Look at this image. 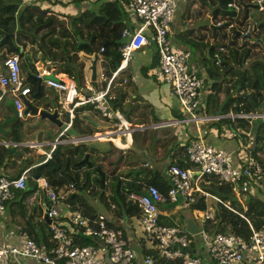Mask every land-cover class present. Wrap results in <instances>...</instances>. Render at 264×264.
<instances>
[{"label": "built area", "instance_id": "2783aa9c", "mask_svg": "<svg viewBox=\"0 0 264 264\" xmlns=\"http://www.w3.org/2000/svg\"><path fill=\"white\" fill-rule=\"evenodd\" d=\"M17 1L18 6L23 7L26 4H37L42 0ZM252 2L264 12V0H252ZM175 3L176 0L125 1L124 9L129 24L120 32V36L124 38V42L118 48L121 61L125 62L134 49L140 48L150 40L153 42L157 56L154 76L168 84L181 111V118H175L169 123L178 120L196 123L225 117L234 119L253 116L255 112L245 111L202 113L204 108L202 79L196 68L189 65L190 53L187 49L172 46L168 41L169 24L175 11ZM226 7L235 11L240 10L237 1L226 2ZM253 30H255L254 25L246 22L241 28L240 35L243 33L244 36L249 37ZM222 49L218 46L212 52L215 64L219 63L218 51ZM100 50L102 47L99 48ZM2 63L6 67V72L0 75V85L13 94L14 111L17 117H21L26 114L23 112L22 97L29 92V87L22 84L19 76V55L16 52L7 53ZM115 72L116 70L107 78L103 88L87 85V92L80 100H76L73 84L68 80L55 79L48 69L41 68L37 76L43 84L57 91V102L67 114L62 133L71 122L74 107L81 102L90 103L103 118L114 122L113 127H119L118 118L108 106L107 96L110 80ZM100 78L105 79V76L101 73ZM233 92L242 94L240 89L234 88ZM261 114L264 115V111ZM164 124L156 123L155 126ZM126 129L128 131L129 128ZM83 139L84 136L72 138L78 141ZM56 142L57 139L52 141L44 152L43 159L50 157ZM184 154L191 163L184 167L173 163L167 164L165 173L168 186L163 193L153 184H143L139 189H130L126 192V200L135 204L140 210L138 224L149 243V251L152 252L143 255L142 264H158V258L165 261L163 264L175 258H179L181 264H202L200 257L189 249L192 234L186 227L175 221L167 224L158 220L160 203L170 201L188 206L194 203L198 196H202L204 201L207 198L220 201L225 207L235 211L227 201L219 200L217 196L202 188L201 183L207 184L210 180L217 183L226 182L233 195L238 192H255L260 185L262 166L256 154L251 151L244 154L241 151L237 153V149L225 150L198 136L188 140ZM26 189H30L28 195L23 198L17 195ZM71 190H73L71 182L68 183V187L56 188L44 175H28L26 168L15 176H7L0 171V211L4 212L13 201H20L26 206L33 204L39 212L38 220L44 221L48 233L47 245H39L27 234L21 223L6 227L0 240V264H12L10 258L15 256L32 258L44 264H135L134 252L122 231L111 226L102 212L90 216L68 203L66 197ZM43 204L46 206L45 212ZM110 207L113 208V205ZM190 210L198 219V232L203 236L204 248L212 261L217 264H264V223L259 228H254L247 221L249 227L247 237L223 232L207 234L203 222L210 218L212 213L207 208L201 210L192 207ZM26 213H30L29 208ZM45 216L48 221L44 220ZM63 222H68L71 228L68 230ZM71 231L90 237L92 243L85 245L76 243Z\"/></svg>", "mask_w": 264, "mask_h": 264}, {"label": "crops", "instance_id": "0c3cea01", "mask_svg": "<svg viewBox=\"0 0 264 264\" xmlns=\"http://www.w3.org/2000/svg\"><path fill=\"white\" fill-rule=\"evenodd\" d=\"M6 1L13 2V0H6ZM47 1L49 0H42L39 3H37V5L38 6L42 5L41 7L45 8V6L47 5L46 4L43 5V4ZM88 1L98 3L101 0H88ZM192 1L193 3L191 6V10L187 14H185L184 13L185 0H176L175 11L171 17V21L169 24L168 41L174 47L187 49L189 53H191V51L188 45L194 47V50H196V55L198 56V63L194 62V64L191 66L196 68L198 74L202 79V84H203L202 90L204 95V108L202 109L203 111L202 113L205 114L220 113L218 111V108L212 110L211 108L206 107L205 97L207 92L209 91L210 84L212 82L230 77L229 70L233 69L232 60L228 58V55H226L228 51L224 50V42H219L218 40H216L214 33H212L213 34L212 39L208 40V38L202 33H201L202 37L197 38V32H196L197 27L203 28L204 25H208L211 28V25L223 24V21L225 20L221 19L218 13L215 11V8L219 4L220 0H192ZM82 6L83 8H86V10L88 9L86 5H82ZM70 9L72 10V8ZM56 10H58V11H54L56 17L62 19L64 23L67 22L66 15H63L66 12H60L58 8ZM50 11L51 10L48 9L46 13L49 14L51 13ZM67 13L73 14L74 12H67ZM247 18L248 16L246 14L245 17L246 21ZM231 26L232 24H228L225 27L231 28ZM256 31L257 30H253L249 37L247 36L245 37L247 38L256 37L257 39L263 40V34L260 35L261 33L260 34L258 32L256 33ZM189 42L191 44H189ZM255 43L258 42L255 41ZM208 44L214 45V47L211 49L212 51L209 50ZM218 46L223 47L221 53H219L218 51V55L221 59V60L219 59L218 67L221 69L226 67V69L223 72V74L225 75L223 77L221 75H219L218 77H210L207 75L206 67L210 66L209 64H207V62L209 61V59L211 62H213V58L211 54L213 51H215V49H217ZM29 47H33L35 49L34 44L30 45L26 42L24 49H28ZM2 48H6V52H7V44L4 40L0 45V49ZM77 54L78 55L80 54V58L81 57L84 58L85 63L86 61H88L86 57L89 56L86 55L85 53L77 52ZM34 55L38 58V60L34 63H31L30 61L29 63H27L28 61H26L22 56L19 57V76L24 86L34 87L35 83L37 85L38 81L35 78L38 77L37 73L40 72L41 68H46L49 70L50 74H52V76L55 79L68 80L71 84L74 85L76 91L75 93L76 100H80L83 94L87 92L86 91L87 85H90L93 88L96 87L97 79L95 80V85H94L93 84L94 80H90L88 79V77H85L83 86L80 87L77 86L76 83L73 80H71L68 76H66L63 72L54 73L55 65L45 60H42L40 55L35 53V50H34ZM156 58L157 57L154 50V45L153 42L150 40L147 43L143 44L140 48L131 51L127 60L125 62L123 60L120 62V65H118V68H116V72L114 73L113 77L110 80L111 85L109 84L108 91H110L111 88L114 95H116L118 99H116L115 102H113L112 100V103L109 102L108 105L111 111L113 112V114L118 118V121L121 122L122 127L127 128L130 125H134V126L141 125L146 127L148 126L145 129H141L140 133L136 134L135 140H133L131 136L132 132L128 133V135L115 134L120 132V128L110 127L111 125L109 124V121L107 119H103V117L99 113L94 112V110L90 109L89 106L82 107L76 111V115L80 118L82 123L88 124L92 129L94 128L100 129L93 131L92 134L89 135H93V133H95L97 136L96 138L100 139V141H95V143L93 144L94 145L96 144L95 146L99 154H102L103 151L104 152L106 151L104 155L105 157L103 158L102 156V159H107L109 156H112L110 157V159H112L114 155L118 153L117 151H113L112 153L108 152L110 147L109 145H107V143H110L113 147L117 149H121L123 151L125 149L129 150L128 153H125L126 155H128L129 158L132 159V162H129L131 163L129 164V167L131 168L138 167V170L134 171V174H137L138 178H141L143 174L147 171H158L161 173V175L164 178H166V173L164 170L165 168L162 166L163 162L165 161L169 162L171 159H177V157L183 158L185 156L184 149L180 148V146L186 145L188 140L194 139L199 136L202 137L204 141L209 142L225 150L237 149V153H239L240 151L241 153H244L243 152L244 150L246 153L251 151L254 154H256L260 163L262 162L261 166L263 165L262 178L258 189L255 192H249L248 194L256 196L264 202V160L262 158H260L261 159L260 160L259 159L260 156L258 157L259 149L254 144L255 143L254 135L246 133L244 139L245 141L243 140L245 144L237 145L233 139L235 138L233 132H231L228 129L225 122H218L217 120H203L195 123L193 121L182 122L178 120L175 123H169L170 121H173L175 118L180 119L181 111L179 108L180 106L177 103V100L170 92V88L168 84L158 80L154 76L153 72L157 66ZM152 61L154 62L156 61V62L154 65L150 66ZM192 61H194V59H192ZM254 61L264 62V56H262L260 59L258 58L254 59ZM249 65L250 62H245L240 69L242 68L249 69ZM5 72H6V67L5 65H3L2 60L0 59V75L4 74ZM38 79H39V83L36 88H38V90H41L44 93H47L48 95H50L53 92L55 94V100L57 102L58 99L57 91L52 87L43 84V82L40 81V78ZM228 84L230 86V92L232 93H234L233 91L236 86H238L237 90L244 89L242 87V85H244V79L240 78L237 75L231 76ZM39 85L41 86L40 89H39ZM44 86L48 87V89L45 90ZM36 88L34 89V92L36 91ZM30 91L31 90H29V92L24 95V98L28 101H31L33 96ZM217 97H218L217 104L218 107H220L224 98V93L222 91H219L217 93ZM117 100L119 102L121 101V103H119ZM21 103L23 104V102ZM84 103H88V102H81L77 104V106L80 107ZM256 106L254 109H256ZM13 110H14L13 94L7 88L0 85V123L4 120L5 117L11 116ZM61 110L63 114L60 116V118L63 119V121L65 119L67 120L66 112L63 109ZM126 117H129L131 121H129ZM153 118L155 120H153ZM137 120L140 122H136ZM156 123H165L164 125H162V127H166L168 125L171 126L170 135H167L164 131L163 132L158 131L159 129H161V126H155ZM69 126L63 133L61 132L63 127L58 132L55 131L54 133L57 135H55L54 137L51 138L42 137L38 140H34L26 136L31 133L32 131L31 127L26 126L25 124L22 127L21 126L18 127L14 124L12 126L10 121L8 120L5 121L3 125L4 132L0 131V171L7 176H15L22 169L26 168L28 169V175H32L30 169H32L36 164L33 163L32 161H25L24 163H22V159H24L23 156H19V158L14 156V154L15 155L17 154L16 150L18 148L28 149L35 147L36 150H38L39 154L40 155L42 154L44 158V152L49 148L52 141L55 139H57L56 143L71 142L75 144L78 142V140H72V138L82 137L85 135H79L74 131L70 132ZM150 127L151 128L153 127L154 130L160 132L156 134L153 133L154 142L156 143L158 142V145H161L163 142L166 141L167 143L165 146L164 144H162V146H160L159 148L157 146L150 148L149 146H146V144H144L147 138L146 137L144 138L143 131L145 136L147 135L151 136L152 130H150ZM54 128L55 126L51 125L50 130H53ZM67 131H69L70 133L66 134ZM145 131H149V133L148 132L145 133ZM139 134L140 136H138ZM128 136L129 139H127ZM249 136L251 139L249 138ZM12 143H16V144L12 145ZM35 143H39V145H35ZM6 144H8V146H10L12 149L6 146ZM89 144L93 145L91 142H89ZM103 144L108 146L105 147V150H102V148L105 146ZM246 148H251V149L248 150ZM125 163L126 161H122L121 165L123 166L125 165ZM128 177L130 178V175H128ZM231 195L234 198L236 197L239 201L243 197L242 194H241V198L237 196V194L233 195V193H231ZM85 198L93 206L95 212H102L106 216L108 223L111 226H113L114 228H118L120 229V231H122L126 241L129 243L131 249L134 252L135 264H142V257L146 253V251L150 249V247L138 224L137 219L139 215L138 216L124 215L123 210L117 205H114V203H111L108 197L106 198V204L103 201L100 202L96 198V196L94 197L92 195H86ZM210 200L214 202L213 199ZM111 205H113V208L110 207ZM205 208H207L211 213L213 212V209H211L208 206L207 200H206ZM15 218H17V216L15 215L11 218L10 208L8 205L7 209H5L4 213H2V216L0 215V240L2 239L3 230L6 228L5 226H11L14 223L18 222L17 220H15L17 222L12 220ZM189 219H191L198 226L197 217L191 212L190 208L187 205H184L182 203L174 204L171 203L170 201H163L158 206V220L161 221L171 220L172 222L175 221L182 224L185 227V222ZM29 223L35 228L36 231H38L39 228L38 225H36V223H34L31 220ZM190 240L191 241H190L189 249L193 254L200 257L202 264H217L208 257L206 250L204 248L203 236L199 232L192 234ZM10 261L12 262V264H44L42 262L35 261L32 258L18 257V256L10 258Z\"/></svg>", "mask_w": 264, "mask_h": 264}, {"label": "trees", "instance_id": "16d2710c", "mask_svg": "<svg viewBox=\"0 0 264 264\" xmlns=\"http://www.w3.org/2000/svg\"><path fill=\"white\" fill-rule=\"evenodd\" d=\"M125 1L126 0H101L94 11L85 9L77 15H66L68 18L66 26L69 25L70 28L65 26H58L54 28L53 26L55 23L62 24V21L56 17L54 11H50L51 13L47 14L46 12L48 9L40 8L37 4H26L23 7L18 8L17 0H13V2L0 0V27L13 32L15 35L14 39L22 47L26 45L27 39L30 41L31 45L35 42V53L40 55L42 60L55 65L54 73L63 72L67 74L69 78L79 87L84 85L85 77L90 79V70L88 68L89 59L93 53H98L95 80L98 76H100L99 68L102 67L103 71L101 73L105 76V79L101 82L100 88H103L107 78L113 71L116 70L121 61L118 48L124 42V38L120 36V32L122 28L129 24V18L124 9ZM228 1L235 0H220L219 7L215 8V11L218 13L220 18L225 20L221 26L225 27L228 24H232L231 28L240 29L247 22L245 19L247 8H245L243 12H241V9L239 11L229 9L226 7V2ZM243 1L251 2V0ZM192 3V0H185V14L191 10ZM254 27L257 32H264V23L254 24ZM56 32L59 36L56 35ZM262 34L264 40V33ZM76 35H79L82 40H88V42H81L77 45ZM3 40L7 44V52L10 51L17 53L8 38ZM253 43L254 44H251L248 47L244 45V42L243 44L238 45L235 42L234 36L228 43L224 42V50L228 51L229 54L227 53L226 55H228V58L232 60L233 65V69L229 70V75L230 77L237 75L244 79V85H242V87L249 90L251 100L245 97L244 94H240L238 92L233 95V93L230 92V86L228 84L230 77L223 78L222 80H217L210 84L209 91L205 97V104L207 108H211L212 110L218 108L220 113L227 112L229 109L234 111L242 109L243 111L248 112L255 108L252 105V102L258 104L261 100V93L264 89V62L254 60L249 61L250 48L258 44L255 42ZM258 45L262 47L261 44ZM100 47H102V50L99 51ZM213 47L214 45L208 44L210 51H212L211 49ZM77 52H83L88 55L89 57H86L88 61L85 63L84 58H80V54L77 55ZM219 53H221V51H219ZM155 62L152 61L150 66L154 65ZM245 62H250L249 69H240ZM212 64L214 66L206 67L207 75L210 77H218L221 75L223 77L225 75L223 72L226 67L223 69L219 68V65L214 63V60ZM95 80L93 82L94 85ZM36 87V83L34 87H29L33 96L35 94L34 89ZM40 88L41 86L39 85V89ZM219 91L224 93V98L220 107H218L217 104V93ZM116 99L118 98H113V102H115ZM87 106L94 110V112L98 113V110L95 108L93 109L89 103H84L80 107H74V113L69 126L70 132L74 131L79 135H89L92 134L93 131L100 130L96 128L92 129L88 124L82 123L80 118L76 115V111L78 109ZM126 118L131 121L129 117ZM235 118L239 120V128H236V126L233 125V120L228 117L217 119V121L225 122L228 129L233 132L234 136L239 141L242 142L247 133L248 122L243 117ZM153 120L155 119L153 118ZM113 121L116 120L113 119ZM136 122L140 121L137 120ZM70 132L67 131L66 134H69ZM136 134V132L131 133L133 140L136 139ZM148 141L150 145V135H148ZM107 145L110 147L108 150L109 153H112L113 151H117L118 153L129 152L127 149L124 151L117 149L110 143H107ZM184 147L185 145L180 146L182 149H184ZM93 151H95V153L98 152L96 146L90 145L86 141H79L75 144L71 142L56 143L51 151L50 158L54 163L58 164V167L50 170L51 164H43L34 166L30 170L33 176L44 175L48 179L49 183L56 188L64 183H69V177L71 176L73 177L72 184L84 183L83 190H86L88 194L94 196V190L91 186V180L93 179L90 178L91 171H83V166L73 165V162L80 159L85 152H88L90 155ZM104 157L105 156L103 155V158ZM170 163L184 167L188 166L191 162L185 155L183 158L177 157V159H171L169 161V164ZM91 166H93V164L90 161V165L86 167L87 169H90ZM91 169L94 170V168ZM128 175H130V178L128 177L129 179L125 180L123 184L120 185L117 182L116 185L112 187V193L108 195V198L111 203H114V205H117L123 210L124 215L138 216L140 214V210L135 204L126 200V192L130 189H139L143 184H153L163 193L168 186V180L158 171H147L141 178H138L137 174H124V176ZM201 186L210 194L217 196L219 200L228 201V203L235 209V211H233L225 207L220 201H214V208L211 217L205 219L203 222V227L207 234L223 232L247 237L249 234L247 221H249L254 228H259L264 223V202L258 197L247 193V198L244 206L242 207L233 201L234 197L231 195V188L228 183H217L214 180H210L207 184L201 183ZM29 193L30 189H26L17 193V195H20L21 198H23ZM96 198L100 202L103 201L106 204L107 197L103 191H99ZM66 201H68V203H70L73 207L80 209L84 214L91 216L96 213L93 206L86 200L82 193L74 194L72 199L68 194ZM188 207H195L203 210L206 207V201H204L202 196H198L196 201L189 204ZM9 208L11 218L14 215L17 216V218L12 220L21 222L27 231V234L37 244L47 245L48 233L47 235L43 233L38 234V231H36L29 223L35 208H31L30 213L27 214L26 210L28 208L26 209V205L20 201L11 202L9 204ZM161 222L167 224L172 223L171 220H162ZM71 234L74 241L78 244L85 245L92 243V239L88 236L81 235L80 233L74 231H71ZM146 252L152 253L149 250ZM164 262V260L158 258V264H163ZM166 264H181V261L179 258H175L173 260L166 261Z\"/></svg>", "mask_w": 264, "mask_h": 264}, {"label": "rangeland", "instance_id": "374dc122", "mask_svg": "<svg viewBox=\"0 0 264 264\" xmlns=\"http://www.w3.org/2000/svg\"><path fill=\"white\" fill-rule=\"evenodd\" d=\"M49 1H47V2H45L43 4V5H45V4L47 5V6H45L46 9H49V10H51L53 12V11H58V10H56L58 8L60 10V12H66L63 15H69V16H73L75 14L77 15L82 10L86 9V8H83L82 5H86L89 10L94 11L97 8L95 6H97L98 3H99V2L97 3V2H92V1H88V0H72V1H68V2H63V1H54L53 2L52 0H49ZM217 4H218V2H217ZM41 6L42 5H39L40 8H42ZM217 7H219V4L217 5ZM70 8H72V10ZM67 12H74V13L73 14H69ZM246 14L248 16L247 21L252 22L254 24L264 23V12H262L261 10H259L257 8H249L248 7ZM66 18H67V16H66ZM58 19L62 21V24L61 23H55L54 26H53L54 28L55 27H58V26H60V27L65 26L67 28H70L69 25L66 26V24L68 22V18L66 20L67 22H65V23H64V21L62 19H60V18H58ZM205 24H207V23H205ZM64 29H66V28H64ZM233 31H239L240 32L241 29H235V28H229V27H221V25H218V24L217 25H214V29L210 28L208 25H204L203 28L202 27H197L196 28L197 38L198 37H202L201 36V33H202L203 35H205L208 38V40H210L213 37V34L212 33H214L216 40H218L219 42H225V43H228L233 38V34H232ZM256 33H257V31H256ZM258 33L259 34L261 33L260 35H262V33H264V32L259 31ZM56 35L59 36L57 34V32H56ZM255 39H257V38L256 37L255 38H247V37H245L243 35V33H241V35H239V36H235V42L238 45L243 44V42H244V45L247 46V47L250 46L251 44H254L253 42H255ZM26 42L31 45V43H30V41L28 39L26 40ZM258 43L261 44L262 47L259 46L258 44H256V45H254V46H252L250 48V56H249L250 59H249V61L254 60V59H257V58L260 59L262 56H264V51H263V49H264V47H263L264 42H263L262 39H260ZM33 44L35 46V42ZM189 44H191V43L189 42ZM188 47L190 48V51H191V53H190L191 58L194 59V61H192V59L190 57L188 58L189 65L191 66V65L194 64V62L195 63H198V56L196 55V50H194V47H192L191 45H188ZM58 51H60V50H58ZM8 53H10V51H8ZM23 58L26 61H28L27 63H29V61H30L29 58H25V57H23ZM207 64H209L210 66H214L212 64V62L210 61V59L207 62ZM102 71H103V69H102V67H100L99 68V74H101ZM65 75L68 76L67 74H65ZM103 80L104 79H101L100 76H98L97 82H96V87L95 88H100L101 87V82ZM263 83H264V81H263ZM44 88H45V90L48 89V87H46V86H44ZM263 92L264 91H262V93H261V95H262L261 96V100L258 102V104L256 106V109H252V110H250V112H252V111L254 112V110L256 111L257 108L258 109H262L264 107V93ZM107 96L109 98L108 99L109 102L110 101L112 102L113 98L116 97V95H114V93L111 90V88H110V91H108ZM119 103H121V101ZM242 111H243L242 109L237 110V111L236 110L234 111L232 109H229L227 112L237 113V112H242ZM121 114H122V112H121ZM21 119H25L24 120V124L26 126H29L30 127V125L28 124V122L30 123V121H29L30 118H29V120H27V118H25V116H22ZM59 119H61V118H59ZM232 120L234 122L233 125L236 126V128H239L240 127L239 120L237 118L232 119ZM65 121L66 120H64L63 122H65ZM246 121L248 122L247 123V128H248L247 129V133L252 134L254 136L256 135V133L258 135H263L264 134V126H262V128H259L257 130V126L260 123V119H258V118H251L249 121L248 120H246ZM113 123L114 122H109V124L111 125L110 127H113V125H112ZM49 124H51V123H49V122L46 121L44 123V126H39V127H36L35 129H32L31 133L29 135H26V136L29 137V138H31V139H34V140H38V139H40L42 137H44V138L54 137L55 135H57L54 132L55 131L58 132L61 129L60 128L61 126H59V127L58 126H55V128L53 130H50V129H48V125ZM130 127H135V126L134 125L128 126V128H130ZM150 130H152V133L151 134H153V133L156 134V133H160V132H163L164 131L167 135H170L171 126H169V125L166 126V127H162L161 126V129L158 130L160 132H157L156 130H154L153 127L152 128L150 127ZM140 131L141 130L136 131V133H140ZM149 131H145V133H147V132L149 133ZM51 133H53V134H51ZM93 134H95V133H93ZM138 136H140V134ZM143 136L147 138L146 139V142L144 144H146V146H148L149 145L148 135L145 136V134L143 132ZM235 138H233V139H234V142L237 145L245 144V142H244L245 140L241 142L237 138L236 139ZM249 138H250V136H249ZM127 139H129V136L127 137ZM113 140H116V139H113ZM88 141L93 144V143H95V141H100V139L92 138L90 140H87L86 142L89 143ZM153 142H154V138H151L150 145H149L150 148H153V147H156V146L159 148L160 146H162V144H164V146H165L166 143H167L165 141L161 145H158V142L157 143L154 142V144H153ZM254 144L259 149V153H258V157L260 156L259 159L262 158L264 160V140H262L260 138H256ZM103 145H105V144H103ZM105 147H108V146L105 145L102 148V150H105ZM45 148H47V147H45ZM246 149L250 150L251 148H246ZM16 152H17V154L16 155L14 154V156H16L18 158H19V156H23L24 159H22V163H24L25 161H32L33 163H35L37 165L38 163H40L43 160V155L42 154L40 155L39 152H38V150H36L35 147L34 148H28V149L27 148H18L16 150ZM105 152L103 151L102 154H99L98 152L95 153V151H93L89 155V161H91V163L93 165L97 163L96 165L99 166V169H101V171L104 174V180H103L104 181V188L103 189H99L97 182H95L94 180H91L92 181L91 182V186H92V189L94 190V197L95 196L97 197V193L99 191H103L104 194L106 195V197H108V195L112 193V187L115 186L116 183H117L116 176L118 174H122L123 175V173H124V169L122 168V165L120 163V160L121 159H118L119 161L117 160L118 162H117L116 169H112V160L115 157H113L112 160L110 159V157H112V156H109L107 159H102V156L105 155ZM243 152L245 154V151L244 150H243ZM97 155L98 156L100 155V156L98 157ZM124 155H126V154L124 153ZM168 163H169L168 161H165V162H163V165L162 166L166 169ZM261 164H262V162H261ZM98 166H97V168H98ZM82 170L83 171H85V170L91 171L90 178H92V179H93L94 176H96V173L94 172V170L91 169V168L90 169H87V167L85 165L82 167ZM62 186L68 187V183H64ZM82 193H84L83 190H82ZM85 193H86V195H90V194L87 193V191ZM241 194L243 195V197H242V199H240V201L236 197L233 198V201L236 204H239L240 206L243 207L244 206L243 204H244V202H245V200L247 198L246 197V194L247 193H240V192H238L237 193V196H239L241 198ZM207 203H208V206L211 209L214 208V202L212 200H210V199L207 198ZM27 208H29V210H30L31 208H34V205L32 204L30 206H26V209ZM5 209H7V207ZM2 213H4V212L3 211H0V215L1 216H2ZM38 216H39V212H38L37 209H35L34 212H33V214L31 215V218L30 219H31V221H33L34 223H36V225H38V228H39L38 229V234L43 233V234L47 235V227H46L44 221L38 220Z\"/></svg>", "mask_w": 264, "mask_h": 264}, {"label": "water", "instance_id": "95a60500", "mask_svg": "<svg viewBox=\"0 0 264 264\" xmlns=\"http://www.w3.org/2000/svg\"><path fill=\"white\" fill-rule=\"evenodd\" d=\"M237 3L240 5L241 8V12H243L245 10V8H257L258 9V5L254 2H244L243 0H236ZM211 28H214V25H211ZM240 33L239 31H233V36H239ZM77 39V45L78 43L81 42H88V40H82L79 35L75 36ZM5 38H9V41L12 43V46L16 49L17 54L20 56H23L25 58H29L31 63H34L38 60V58L34 55V48L33 47H29L28 49H24V47H22L20 44H18L15 39H14V33L7 31L3 28L0 27V45L2 44L3 39ZM260 39H255L256 42H259ZM7 52H6V48H2L0 49V59L2 60L5 56H6ZM98 58V54L97 53H93L91 58L89 59V70H90V80H95V76H96V59ZM36 80L39 83V77H35ZM264 81V79H263ZM37 83V85H38ZM235 89H238V86L235 87ZM264 91V90H263ZM264 93V92H263ZM235 93H233L234 95ZM244 96L247 97L248 99L251 100V96L249 92L244 93ZM22 102H23V112H26V114H23L22 116H25V118H27V120H29L30 118V123L28 122V124L30 125V127L32 129H35L36 127L39 126H44V123L47 121L51 124L48 125V129L51 128V125L54 126H61L60 128L63 127V119H59L60 116L63 114L62 112V108L60 107L59 103L56 102L55 100V94L52 92L50 95H48L47 93L42 92L41 90H38V88H36L35 94L34 96H32V100L28 101L24 98V96L22 97ZM252 105L255 107L256 104L254 102H252ZM262 111H264V107L262 109H258L256 111H254V115L253 116H249L248 118H246V120H250L251 118H258L260 119V123L257 126V130L259 128H262V126H264V115H262ZM21 116V117H22ZM21 117H17L16 116V112L13 110L12 115L9 117H5L4 120L0 123V131L4 132L3 130V125L5 121H10L12 126L13 124L16 126H23L24 124V120L25 119H21ZM148 127V126H147ZM146 126H141V125H137L135 127H130L128 129V133H131L133 131H137V130H141V129H145L147 128ZM96 134L93 135H85L83 140H87L90 138H96ZM151 138L153 137V134H151ZM254 138H260L262 140H264V134L263 135H258L256 133V135L254 136ZM6 146H8V144H6ZM9 148H11L10 146H8ZM12 149V148H11ZM120 160V163H122L121 161H126L125 165L122 166V168L124 169V173L128 174H134V171L138 170V167H134L131 168L129 167V162H132V159L128 157V155H124L122 152L116 153L115 158L112 160V169H116L117 167V162ZM118 160V161H117ZM43 164H51V168L50 170H52L53 168L58 167V164L54 163L52 161V159L50 157H47L45 159H43L40 163H38L35 166H39V165H43ZM73 165L75 166H89L90 165V161H89V153L85 152L84 155L78 159L77 161L73 162ZM94 172L96 173V176L93 177V180L96 181L98 183V188L99 189H103L104 188V174L101 171V169H99V167L94 168ZM70 182H73V177H69ZM83 184L84 183H80V184H72L73 185V190L70 191L69 193V197L72 199L74 194H81L82 190H83ZM84 191V190H83ZM86 192V190H85ZM82 193L84 196H86V193ZM43 211H46V206L43 204ZM45 221H48L49 219L46 218V216L44 217ZM68 230L71 228L70 224L68 222H63L62 223ZM185 227L186 229L191 233V234H195L198 232V226L191 220H187L185 222Z\"/></svg>", "mask_w": 264, "mask_h": 264}, {"label": "flooded vegetation", "instance_id": "af4514ba", "mask_svg": "<svg viewBox=\"0 0 264 264\" xmlns=\"http://www.w3.org/2000/svg\"><path fill=\"white\" fill-rule=\"evenodd\" d=\"M23 57V56H22ZM246 92H249V90L248 89H243L242 90V94H244V93H246ZM116 156V154L114 155V157ZM112 160V159H111ZM97 164V163H96ZM96 164H94L93 166H91V168H95V167H97L98 165H96ZM82 166H84V165H82ZM124 174L125 173H123V175L122 174H118L117 176H116V179H117V182L121 185V184H123L124 183V181L125 180H127V179H129L128 178V176H124ZM96 182V181H95ZM98 184V183H97ZM84 192H85V190H84Z\"/></svg>", "mask_w": 264, "mask_h": 264}, {"label": "bare ground", "instance_id": "6f19581e", "mask_svg": "<svg viewBox=\"0 0 264 264\" xmlns=\"http://www.w3.org/2000/svg\"><path fill=\"white\" fill-rule=\"evenodd\" d=\"M109 103V102H108ZM109 106V105H108ZM119 128H120V132L115 133L117 135H128V131L126 128L122 127L121 122H119Z\"/></svg>", "mask_w": 264, "mask_h": 264}, {"label": "clouds", "instance_id": "9594fccd", "mask_svg": "<svg viewBox=\"0 0 264 264\" xmlns=\"http://www.w3.org/2000/svg\"><path fill=\"white\" fill-rule=\"evenodd\" d=\"M252 2V1H251ZM241 9V8H240ZM240 33V32H239ZM98 54V53H97ZM253 112V111H252ZM81 141H84V140H81ZM79 142V141H78ZM74 188V187H73ZM72 191V190H71ZM70 193V192H69Z\"/></svg>", "mask_w": 264, "mask_h": 264}]
</instances>
